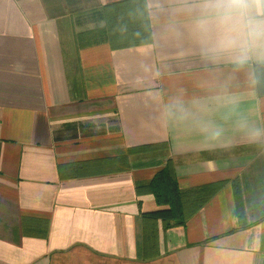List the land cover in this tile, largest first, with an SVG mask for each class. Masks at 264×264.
Returning <instances> with one entry per match:
<instances>
[{"label":"crops","instance_id":"crops-1","mask_svg":"<svg viewBox=\"0 0 264 264\" xmlns=\"http://www.w3.org/2000/svg\"><path fill=\"white\" fill-rule=\"evenodd\" d=\"M112 5L144 35L115 46ZM179 7L0 0V264H264V141L234 128L264 126V66L202 61ZM181 90L234 99L210 117L221 139L165 115ZM155 144L166 152H134ZM169 159L181 189L222 187L186 226L158 220L149 249L147 215L164 207L138 185Z\"/></svg>","mask_w":264,"mask_h":264},{"label":"clouds","instance_id":"clouds-1","mask_svg":"<svg viewBox=\"0 0 264 264\" xmlns=\"http://www.w3.org/2000/svg\"><path fill=\"white\" fill-rule=\"evenodd\" d=\"M183 16L180 35L188 41L199 58L213 66L228 62L235 66H264V0H180ZM249 79L256 73L249 71ZM199 86L212 89V81L203 79ZM234 99L222 90L214 95L186 97L183 90L165 105V115L188 121L214 139H221L224 130L210 119L211 114ZM235 130L248 143L264 141V126L241 116L234 122Z\"/></svg>","mask_w":264,"mask_h":264},{"label":"trees","instance_id":"trees-1","mask_svg":"<svg viewBox=\"0 0 264 264\" xmlns=\"http://www.w3.org/2000/svg\"><path fill=\"white\" fill-rule=\"evenodd\" d=\"M107 13L111 28L112 43L115 46H125L133 43L128 37L135 38L144 35L143 26L135 30L130 22L133 16L126 14L120 6H108ZM129 24V26H128ZM165 144L147 145L134 150L136 153H165ZM222 184H211L194 189L183 190L180 188L174 163L169 159L166 165L156 173L153 179L145 184L138 185L140 192L153 194L158 205L163 206L159 211L148 213L146 240L149 249L155 246L158 240L157 221L162 223L164 229L175 226H186L189 219L208 203L220 190ZM146 218V219H147Z\"/></svg>","mask_w":264,"mask_h":264}]
</instances>
